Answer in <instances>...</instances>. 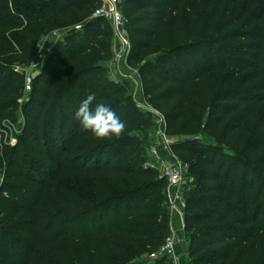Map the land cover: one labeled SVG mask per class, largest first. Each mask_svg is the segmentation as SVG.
Instances as JSON below:
<instances>
[{"label":"trees","instance_id":"1","mask_svg":"<svg viewBox=\"0 0 264 264\" xmlns=\"http://www.w3.org/2000/svg\"><path fill=\"white\" fill-rule=\"evenodd\" d=\"M98 2L0 0V43L49 12H83ZM122 3L127 64L160 50L163 37L159 54L139 72L162 70L183 84L160 98L185 97L169 119L194 139L172 147L198 156L193 197L185 198L189 257L194 264H264V0ZM93 24V33L88 25L83 35L71 34L32 79L17 144L0 139V252L18 236L28 238L14 264H132L168 228L165 181L121 145L135 110L106 73L111 28L103 19ZM12 42V51L0 46V123L17 110L26 85L14 67L35 50L25 38ZM92 93L93 106L108 104L125 123L119 137L98 139L74 119ZM200 132L214 134L217 145H198Z\"/></svg>","mask_w":264,"mask_h":264},{"label":"rangeland","instance_id":"2","mask_svg":"<svg viewBox=\"0 0 264 264\" xmlns=\"http://www.w3.org/2000/svg\"><path fill=\"white\" fill-rule=\"evenodd\" d=\"M122 2L123 0H121ZM99 6L100 3L98 2L92 7L84 9L83 12L69 11L63 15L49 12L39 22L25 24L19 30H10L8 32L9 44L0 43V46L12 51V39L22 37L31 42L35 49L32 60L14 67V71H17L24 77L26 85L22 92V98L18 101L19 106L17 110L9 112V118L4 119L0 123V139L3 146L14 147L22 134L25 125L24 104L29 99L31 81L33 79L32 75L41 72L53 52H58L60 48L65 49L66 41L71 34L83 35L86 31L85 27L88 25L86 33H93L95 31V24L91 26L90 24L93 22V15ZM122 12L125 20H127L126 8L123 3ZM102 27L103 29L108 28L105 22H103ZM165 41L163 37L157 38V46L162 48L165 45ZM160 50L150 53V55L147 52L148 57L146 58L130 60L125 70L114 67L111 59L110 63L106 65V73L111 81L124 89L125 97H129L130 101L134 104L135 113L132 115V119L135 123L132 129L128 131V138L121 145L126 146L127 152L138 153L143 167L155 171L159 179H161L159 168L163 163H170L172 161L180 163L185 178L183 186L184 198L189 199L193 197L192 191L196 186L195 177L197 172L194 164L198 161V156L195 153H183L179 148L172 146L170 155L165 160L158 159L154 154L157 151L161 157L165 155L159 147L157 138L158 133L161 131V125L164 126L167 139L172 141L173 144L176 141L179 142L183 135H187L181 129V121L172 123L169 119V116L179 112L178 109L184 102L185 97L183 95L174 96L166 100L160 98L163 93L165 94L170 89H182L183 84L173 83L171 75H165L162 70L152 71L147 75H141L139 72L141 66L145 62L151 61L159 54ZM173 77L175 76L173 75ZM136 80L137 84L135 83ZM195 136V142L198 145L205 143L217 145L218 143L214 134H203L200 132ZM125 157L126 154L121 156V158ZM64 182H68V179H65ZM188 212H192V210L190 209ZM114 218L111 212L110 220ZM171 222L172 216L169 213L167 230L164 231L151 247L145 248L140 254H136L131 262L132 264H155L156 259L153 257L161 249L165 238L168 236ZM173 227L177 235L175 251L172 255H166L160 259L165 264H194L189 257L190 236L193 228L186 227L185 222L179 224V229H175L174 225ZM27 243L28 238L26 236H18L14 240L13 245L2 248L0 252V264H14L13 259L22 257L26 252Z\"/></svg>","mask_w":264,"mask_h":264},{"label":"built area","instance_id":"3","mask_svg":"<svg viewBox=\"0 0 264 264\" xmlns=\"http://www.w3.org/2000/svg\"><path fill=\"white\" fill-rule=\"evenodd\" d=\"M100 6L95 11L93 19L105 20L112 31V64L118 69L125 70L127 59L130 54L131 44L126 21L121 11V0H99ZM137 84V80L135 81ZM161 131L158 133V143L164 152L161 157L157 151L154 152L158 159H166L170 155L173 142L168 140L164 132V126L161 125ZM160 176L166 183L165 197L169 212L172 216V222L169 228V234L165 238L161 249L153 258L159 259L166 255H172L177 245V235L173 227V221L184 222L185 218V198L183 186L185 184L184 171L180 163L172 161L163 163L159 168ZM175 216V217H174ZM175 218V219H174Z\"/></svg>","mask_w":264,"mask_h":264},{"label":"clouds","instance_id":"4","mask_svg":"<svg viewBox=\"0 0 264 264\" xmlns=\"http://www.w3.org/2000/svg\"><path fill=\"white\" fill-rule=\"evenodd\" d=\"M95 100L94 93L87 95L75 111L74 119L98 139L119 137L126 127L125 123L108 104L101 102L93 106Z\"/></svg>","mask_w":264,"mask_h":264},{"label":"water","instance_id":"5","mask_svg":"<svg viewBox=\"0 0 264 264\" xmlns=\"http://www.w3.org/2000/svg\"><path fill=\"white\" fill-rule=\"evenodd\" d=\"M37 74H38V73H34V74L32 75V78L34 79V78L37 76ZM193 139H194L193 136H182V137L180 138V141H181V142H184V141H189V140H193Z\"/></svg>","mask_w":264,"mask_h":264},{"label":"crops","instance_id":"6","mask_svg":"<svg viewBox=\"0 0 264 264\" xmlns=\"http://www.w3.org/2000/svg\"><path fill=\"white\" fill-rule=\"evenodd\" d=\"M160 147V146H159ZM159 149V148H158ZM175 217V216H174ZM175 219V218H174ZM179 224L180 222L178 221H173V225L175 226V229H179Z\"/></svg>","mask_w":264,"mask_h":264}]
</instances>
